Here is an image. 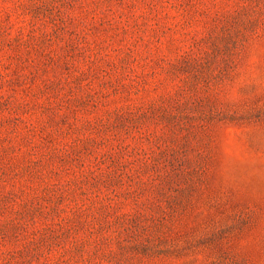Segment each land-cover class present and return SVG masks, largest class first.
Returning <instances> with one entry per match:
<instances>
[{
	"label": "rangeland",
	"instance_id": "obj_1",
	"mask_svg": "<svg viewBox=\"0 0 264 264\" xmlns=\"http://www.w3.org/2000/svg\"><path fill=\"white\" fill-rule=\"evenodd\" d=\"M0 264H264V0H0Z\"/></svg>",
	"mask_w": 264,
	"mask_h": 264
}]
</instances>
